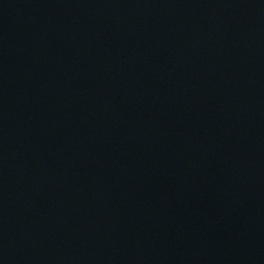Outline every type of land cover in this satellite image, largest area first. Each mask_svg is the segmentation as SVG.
<instances>
[{
  "label": "water",
  "instance_id": "water-1",
  "mask_svg": "<svg viewBox=\"0 0 264 264\" xmlns=\"http://www.w3.org/2000/svg\"><path fill=\"white\" fill-rule=\"evenodd\" d=\"M0 264H264V0H0Z\"/></svg>",
  "mask_w": 264,
  "mask_h": 264
}]
</instances>
